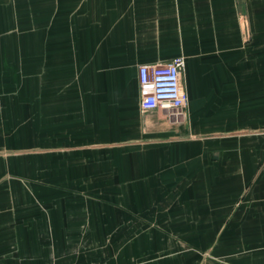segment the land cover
<instances>
[{
    "label": "crops",
    "instance_id": "obj_1",
    "mask_svg": "<svg viewBox=\"0 0 264 264\" xmlns=\"http://www.w3.org/2000/svg\"><path fill=\"white\" fill-rule=\"evenodd\" d=\"M10 4L0 264H264V0ZM175 57L184 108L141 112Z\"/></svg>",
    "mask_w": 264,
    "mask_h": 264
},
{
    "label": "built area",
    "instance_id": "obj_2",
    "mask_svg": "<svg viewBox=\"0 0 264 264\" xmlns=\"http://www.w3.org/2000/svg\"><path fill=\"white\" fill-rule=\"evenodd\" d=\"M182 59L172 58L164 63L137 66L139 110H166L180 114L187 97L180 88Z\"/></svg>",
    "mask_w": 264,
    "mask_h": 264
},
{
    "label": "rangeland",
    "instance_id": "obj_3",
    "mask_svg": "<svg viewBox=\"0 0 264 264\" xmlns=\"http://www.w3.org/2000/svg\"><path fill=\"white\" fill-rule=\"evenodd\" d=\"M11 2H12V0H0V41H3L0 43V47L3 49V51L1 49L2 54L4 53L5 55H6V52H5L3 46H6V43H5L6 39H8V40L11 39V44L9 42V45H11L12 47L15 46L14 42L17 41L16 47H17V51L20 52V54L24 53V49L22 48L21 42L23 41L26 44L27 43L26 41L28 40V35L26 33V25H24V23H21V21L24 19V17H27V14L22 15V11H19L15 8H9V6L11 5L10 4ZM6 22H9V26H6ZM12 47L10 48V50L13 49ZM27 53H28V51H27ZM9 55H10V52H9V54H7V56H9ZM16 55H18V54H16ZM179 58H181V57H179ZM20 69L22 71H27L28 65L25 66L24 68L20 67ZM13 70H14L13 68H10V71H13ZM181 72H182V70H181ZM2 76L4 77L5 73ZM9 77H10V82H11L13 75L10 74ZM17 78L22 79V81H21V83H22L23 81L28 82V80L30 79V76L22 75L21 73H19L17 75ZM260 81L261 82L259 84L262 85L263 83H262L261 78H260ZM2 85H4V82L2 83ZM256 86H258V83ZM180 88L182 90L181 73H180Z\"/></svg>",
    "mask_w": 264,
    "mask_h": 264
}]
</instances>
